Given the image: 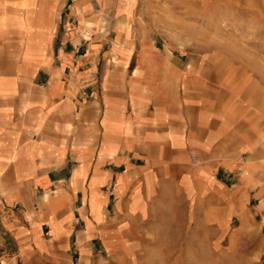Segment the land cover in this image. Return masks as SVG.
Masks as SVG:
<instances>
[{"label": "crops", "instance_id": "0c3cea01", "mask_svg": "<svg viewBox=\"0 0 264 264\" xmlns=\"http://www.w3.org/2000/svg\"><path fill=\"white\" fill-rule=\"evenodd\" d=\"M140 2L0 0V264L264 257L252 75L238 91L248 70L213 74Z\"/></svg>", "mask_w": 264, "mask_h": 264}, {"label": "rangeland", "instance_id": "374dc122", "mask_svg": "<svg viewBox=\"0 0 264 264\" xmlns=\"http://www.w3.org/2000/svg\"><path fill=\"white\" fill-rule=\"evenodd\" d=\"M138 2L142 10H153L166 18L158 19L160 30L165 34L159 33V39H171L175 44H180L175 46L190 54L192 59L204 55L220 60L217 67L206 68L212 70L213 74H223L230 65L238 75L248 70L238 84V91L251 74L254 91L250 90L246 99L250 95V99H247L250 105L261 104L264 100V0ZM241 246L242 250H246L247 244L241 243ZM216 261L214 256L207 254V264H216ZM250 261L239 258L238 264H264V257L259 262ZM221 262L230 264V259Z\"/></svg>", "mask_w": 264, "mask_h": 264}]
</instances>
